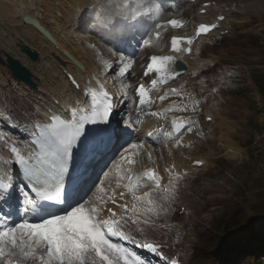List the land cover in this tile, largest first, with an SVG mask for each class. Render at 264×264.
Listing matches in <instances>:
<instances>
[{"label": "snow or ice", "instance_id": "6c2138e0", "mask_svg": "<svg viewBox=\"0 0 264 264\" xmlns=\"http://www.w3.org/2000/svg\"><path fill=\"white\" fill-rule=\"evenodd\" d=\"M95 7V22L101 27L114 26L118 20L137 24L143 21L142 38L138 42L141 49L156 46L169 28L185 27L183 19L174 16L162 19L165 13L162 0H119V3L113 0ZM207 7L205 4L201 11ZM217 27V24L201 23L192 36L172 35L171 54L148 57L132 101L138 114L158 117L169 111L151 112V108L156 100L163 102L170 95L181 96L183 86L170 87L161 95L158 85L180 75L171 72L176 54H190L193 43ZM108 51L120 65L113 75L124 77L135 63V56H128L115 46ZM112 68L113 63L105 61L101 74ZM154 75L158 78H152ZM145 78L150 80V87L143 82ZM72 84L80 88L74 78ZM84 94L90 103L78 100L77 106L65 109L66 118L54 114L44 123L33 124L29 140L11 147V158L0 156L3 165L0 206L7 205L10 209L0 214V264H144L119 241L129 239L126 228L135 226L143 233L142 226H150L154 219L167 214L165 204L176 197L182 174L176 172L173 164L165 169L168 181L163 184L164 178L155 167L136 172L134 166L141 154L155 163L146 143L149 147L153 143L167 147L166 142H172L174 147H181L183 134L191 131L192 118L174 117L171 130L162 133L164 141L157 140L159 130L147 132L146 138L140 139L139 117L135 121L117 122L116 129L111 126V117L123 96L114 97L106 90L98 95L94 89H85ZM198 105L199 101L193 100L191 107L184 104L180 111L195 113ZM168 155H172L171 150ZM195 163L201 165L203 161ZM17 170L23 187L15 182ZM111 177L117 178L116 188L123 187L131 195V204L125 201L118 205L122 209L118 218L111 209H107V218H102L106 205L116 203L115 194L108 195L111 184L106 182ZM124 196L125 192H121L120 198ZM140 246L161 257L165 264H179V258L169 260L160 245L141 241Z\"/></svg>", "mask_w": 264, "mask_h": 264}, {"label": "rangeland", "instance_id": "374dc122", "mask_svg": "<svg viewBox=\"0 0 264 264\" xmlns=\"http://www.w3.org/2000/svg\"><path fill=\"white\" fill-rule=\"evenodd\" d=\"M60 1L62 8L56 5H54L56 8H53L54 6L45 0V3L42 2L41 5L45 12L50 11V14H55L63 27L66 23L63 21V14L75 12L74 7L80 0H74V3L73 0ZM83 2H88L89 5H100L97 0H83ZM107 2L112 3L113 0H107ZM234 3L236 4L232 2L233 5ZM259 5L260 8H264V4L259 3ZM30 11L24 7L23 0H0V32L1 35L4 34L2 36L7 43L10 38L14 42L16 40L18 42L19 39L24 42L27 40V44L31 45L29 48L38 53L37 60L40 61L39 64H44L43 73L46 78L42 80L43 82L39 81L38 86L48 90L51 80L54 84L58 81L57 72H55L57 67L51 70L50 62L47 60L49 59L47 45L42 44L38 35L22 23L21 16H27ZM248 13L246 16L239 17L244 20H235L236 23L231 22L233 19H230L226 26L229 34L211 36L204 40L206 42L199 46L197 54L200 62L206 61V63L197 66V71L186 82L182 83L181 80L187 75L177 79L179 88L183 86L181 96L170 95L163 101V105L173 101L178 102L175 108L182 113H184L180 111L182 105L188 104L191 107L193 100L199 101L198 111L188 112L195 115L198 125L202 120L201 116L218 113L219 122H222L224 126L211 128L210 134L214 137L212 141L205 138L206 130L197 125L190 132L183 134L181 147L167 146L159 150V146L152 144L157 147V152L161 156L156 158L155 163L142 159L134 166L135 169H144L146 166L153 167L157 164L165 170L172 166L171 162H173L176 165L178 163V169H186L191 167V162L195 159L203 161L201 164L203 167H197L196 172L178 171L182 174V179L179 182L176 197L165 204L168 209L167 214L154 219L150 226H142L143 233L146 234L145 239L150 243L151 241L159 244L165 242L167 244L165 252L171 251L170 254L176 255L180 264H264V217L253 210L254 203L260 199L259 194L264 193V103L250 77L255 71L264 73V12L249 11ZM48 21L49 19L45 16V22L52 29L54 28V34H57L64 45L70 47L79 59L82 58L80 50L85 48L83 43L72 48L65 36L60 34V29L56 31V27ZM128 23L132 26L131 32H127L129 47L134 48V40L139 39L136 33L138 31L142 33L143 28H137L132 21ZM182 30L189 34L193 29L187 24ZM132 35L135 37L133 40L130 37ZM73 38L80 37L74 35ZM251 38H257L260 41V48ZM9 43L11 44L10 41ZM3 47L6 46L3 45ZM3 47H0V52L4 49ZM131 51L123 52L132 56ZM118 69L115 72H118ZM10 73L6 66L0 64V112L18 115L15 109L26 105L29 100L26 99L24 87L18 84ZM238 77L245 82L238 83L236 81ZM10 78L15 81H10ZM38 86H36L37 92L42 93ZM56 86L59 87L58 84ZM213 88L217 91L213 92ZM237 90H244L245 93L235 96L234 91ZM13 94L17 95L16 99H13L14 105L9 99ZM45 105L53 106L50 102H46ZM19 117L24 119L23 116ZM257 125L260 127L259 130ZM172 147L173 151H176L174 158H170L167 154L169 150L173 152ZM184 173L186 175H183ZM112 191L117 198V195L120 196L121 187L114 189L111 185L108 195L110 193L113 195ZM128 197L131 200L130 194ZM4 212L6 210H0V214ZM136 230L138 229L133 226L129 227L125 230L126 235L133 236ZM128 248L135 252L132 247ZM141 255V252L136 253L139 258H142ZM151 261L152 264H161L156 259ZM146 263L147 261L144 262Z\"/></svg>", "mask_w": 264, "mask_h": 264}, {"label": "bare ground", "instance_id": "6f19581e", "mask_svg": "<svg viewBox=\"0 0 264 264\" xmlns=\"http://www.w3.org/2000/svg\"><path fill=\"white\" fill-rule=\"evenodd\" d=\"M67 1L69 0H66V2ZM97 1L100 4L107 2V0H97ZM196 1L162 0V3L165 8V13L162 19L166 20V19L172 18L173 16L175 18L183 19L185 21V25L189 24L193 30L189 34L185 33L184 30H169V32L167 31L163 34L162 41L158 43L156 46L151 47V48L141 49L138 43V40L142 36L139 31H138L139 33L138 32L136 33L139 39L134 40L133 42V44H135L134 48H130L129 45L125 44L127 42L129 43V35L127 32H131L132 30V26L130 23H128L127 20H118L114 26H110V27L99 26L95 22V13L97 11V8L95 7L94 4L89 5L88 2L85 3L83 2V0L82 1L80 0L81 3L79 2L74 7L76 8L75 12L73 11L72 14L65 12L63 14L64 16L63 21H65L66 23H64L63 27H61L60 25L61 21H59V18L55 14H50L51 13L50 11L45 12V10L42 9L43 6L41 5V3L44 2V0H31V1L23 0L24 7L31 10L30 13L26 12L28 14L27 16H31L33 18L39 19V22L42 24V26L46 30H48L53 36V38L56 40V45L51 44L44 36L39 35L40 33L37 30H35L32 26L24 24L22 21L25 27L31 28L32 30L31 29L30 30L36 33L35 35H38L42 44L47 45L46 47H48L47 53L49 57V59L47 60L50 62L49 65L52 68L51 70L56 69L57 67L55 72H57L58 81L55 82L54 84V82H52L51 80L49 84L50 87L48 88V90H44L43 86L39 87L38 82L39 81L43 82L44 80H46V78L44 77L45 73H43V71H45V69H43L44 64L43 65H41V63L39 64L40 62L39 60L38 62H35V63H33L32 61H29L27 56L23 52H21L20 47L27 46L28 45L26 42L27 40H25L24 42V40L19 39L18 42L16 40L17 42L16 43L14 42L13 39L9 37L10 38L9 41L11 42L10 44L9 41L7 43V41L4 40L5 38L3 39L2 35L4 34L1 35V32H0V47H3V45L6 46L5 48L3 47L4 49H2V51L0 52L2 53L1 55L2 58L6 60V54H9L13 58H15V60L17 59L18 61H20L23 66L27 67L28 70L31 71L30 73H32L33 81L37 84L36 86H38L39 90L42 91V93H39L40 91L37 92L38 91L37 87L33 89L29 85L18 81V84L24 87L25 95L27 97L26 99H28L29 101L24 106L18 107L16 105V107L18 108L15 109L16 108L15 107L14 109L17 110L15 112H18V115L14 113H8L5 111L0 112V120L2 118L4 119L5 115L9 116L15 122L13 124L14 126L20 125L22 128L19 134H15L11 132L3 133L0 130V139L5 138L7 142L13 143V144H8L7 147L5 144H2V145L0 144V156H2L4 159L11 158L12 153L11 151H9L10 149L9 145H14V144L19 145L21 143L27 142L29 138V133L32 130L33 124L38 123V122L44 123L54 114L61 116V118H66L67 113L65 109L69 106L71 107L77 106L76 102L78 100L83 101L85 103H90V98L85 96L84 94L85 89H94L96 90L98 95H100L102 91L106 90L109 92V94L113 95L114 97L123 96L124 99L121 100L120 106L114 110L115 113L119 111L121 115L118 116L117 114H115V119L112 121H114L117 126V122L135 121L139 117L141 128H140V131L137 133V136L140 139H145L147 132H153V131L159 130L158 132H156L157 140L164 141V136L162 133L164 131L171 130V127H172L171 121L174 117L190 116L192 118V123L190 125L191 129L194 126L197 127L198 122H196L195 115L190 114L188 112L182 113V112L177 111L175 106L177 107L178 102L176 101H173V103H170L167 105H163V102L156 100L155 103L152 105L151 112L161 111L162 109L169 110L165 113H162V115L158 117L152 116L150 113H147V114L143 113V115L141 116L139 115L137 116L135 114L134 106L136 104L132 102L135 98V94H134L135 86L137 85V80L142 77L148 57L153 54L155 55L171 54L169 41L172 35L192 36L194 35L195 29L201 23L217 24L218 27L216 29H213L212 32L209 33L206 37L201 36L193 43L192 52L190 54L189 53L176 54L177 60L185 63L187 65L186 67H188V70L185 74L187 75V77L183 79L181 78L182 83L186 82L187 79L191 77V75L195 71H197L198 69L197 66H200L203 63H206V61H204L203 63L200 62V60L198 59V54H197V52H199L198 50L199 46L203 44L204 42H206L204 40H206V38H210L211 36L225 35L229 33V31H227L228 28L226 26H227V23L230 21V19H233L231 22H235V20L241 21L244 19H239V17L242 15L244 16L248 15L249 11H253L255 13L264 12V8L259 7L260 6L259 3L264 4V2L262 0H256L254 2L247 1V0L245 1L243 0H198V2ZM45 2H48L49 4H51V6L56 5L59 8L60 7L62 8V4L60 0H45ZM115 2L119 3V0H116ZM193 2H196V4H193ZM232 2H236V4L234 3L235 5H233ZM73 3H74V0H73ZM205 4H207L208 7L204 9V11L202 12L201 9ZM56 6H54L53 8H56ZM32 11H37V12L31 13ZM24 16L26 15L21 16V18H23ZM45 16L46 18L49 19L48 22H50L51 25L56 27L55 28L56 31L60 29V32H61L60 34H63L65 36L66 41L71 44L70 46L72 48L78 47L79 44L83 43V46L85 48L82 49L83 48L82 47L81 48L82 50H80L83 57L80 55L81 53L79 52L80 53L79 55L82 58L79 59V57L72 51V49L68 46H65L63 41H61L60 37L57 36V34H54L55 33L53 30L54 28L52 29V27H50L48 23L45 22ZM220 16H223L224 19L220 20L219 19ZM134 23L137 28L138 27H140V29L143 28L142 26L144 23L143 21L140 24H137L136 22ZM68 29L70 30L68 31ZM73 34L77 35L80 38L79 39L73 38L74 36ZM130 37H132V40L133 38H135L133 35ZM93 45H95V47H93ZM29 46L31 45H28L27 47ZM112 46H115L118 50L122 52L124 50L126 52H128L129 50L130 51L133 50L131 51V53L134 56H136L135 63L132 65L131 69L128 70V72L126 73L124 77L119 78L117 76L112 75L113 73H115L116 69L120 67V65L115 63V58L108 51L109 47H112ZM66 51L73 57L75 61L79 63V65L81 64L83 66L84 70H79V68L70 59H67L66 56H64L63 52H66ZM57 58H59L60 61L57 60ZM105 61H111L113 63V68L109 70L108 73L101 74L104 69ZM173 66L174 65H171V72H175V68ZM133 73L135 75H132ZM72 78H74L77 81V83L80 84L79 89L76 88L72 84ZM14 79L10 78V81L11 80L15 81L16 79L15 80ZM175 80H176V77H175ZM97 81H99V83ZM143 82L147 85L150 82V80L148 78H145ZM57 84L59 85V87L57 86L55 87V85ZM170 87L179 88V83L177 82L172 83V84L169 83V85L165 86L164 88L159 89V94L161 95L164 94V92H166L168 88ZM199 91H196V92L194 91V92L199 93ZM16 96L17 95L13 94V96L9 98L13 102V104L12 103L10 104L14 105L13 99H16ZM155 96H156V93H153V98H155ZM46 102H50V104H52L53 106L49 107L45 105ZM23 103L25 102L23 101ZM35 103L36 105H34ZM2 109H5V108H2ZM37 109H39V111H37ZM19 116H23L24 119H21ZM120 116L122 117L120 118ZM208 116H211L212 119L209 120L207 118ZM218 116H219L218 113H216L215 115L206 114L204 116H201L202 120L200 124L198 125L203 130H206L207 135L205 136V138L210 139L211 141L214 139V137L210 134V132L212 131L211 128L224 126L222 122L221 123L219 122ZM166 143L168 147L173 146L172 142H166ZM153 144L155 145V143ZM154 145L149 147V145L146 143L145 147L148 151L152 152V155L154 159L156 160V158H159L161 154L157 152L158 149L156 146L155 148ZM182 145H183V140H182ZM158 148L160 150L163 147H158ZM171 149L173 151V147ZM177 152H179V150H177ZM175 154H176V151L175 152L173 151L172 155L169 157L172 158ZM138 159L139 161H141L142 159L146 160L148 158L145 154H141ZM197 160L198 159H195V161ZM195 161H192L191 167L186 168V169H178L179 168L177 166L178 163L177 165L175 163L174 165H175L176 172H178L179 170H183V171L189 170V171L194 172L197 169V167L198 168L203 167V165H198V166L194 165ZM171 163L173 165V162ZM2 166L3 165L0 164V167ZM153 167H155L156 170L160 173V175L164 178L162 183L166 184L168 181V173L165 170H163L160 165L155 164L153 165ZM147 168H152V167L146 166L144 169H147ZM138 170H143V169L142 168L135 169V171H138ZM106 183H110L112 187L116 189L117 178L111 177L110 180ZM121 184H123V181H121ZM122 188L123 187H121V192H125L124 198L121 199L120 196L117 195L115 204L109 202L106 205L105 212L102 218H107V216L109 215L107 209H111L113 212H115L118 218L119 215H121L122 213V210L118 205L124 203L125 201L131 204V200L128 197L129 194L126 192V190H124V188L122 190ZM144 190L146 191L148 189H144ZM113 192L114 191H112V193ZM110 195L112 194L110 193ZM181 216L184 217V214ZM133 227L137 229V227L135 226ZM145 235L146 234L141 233L139 230H136V234L133 235V237H129L128 242L129 244H134V245L136 243L140 244L141 241H145ZM166 245L167 244L165 242L160 244V246H162L164 255L168 257L170 260V258H173L175 255L170 254L169 252L171 251L165 252L164 249L167 247ZM158 261L161 264H165V261L163 259H160V260L158 259Z\"/></svg>", "mask_w": 264, "mask_h": 264}, {"label": "water", "instance_id": "95a60500", "mask_svg": "<svg viewBox=\"0 0 264 264\" xmlns=\"http://www.w3.org/2000/svg\"><path fill=\"white\" fill-rule=\"evenodd\" d=\"M32 21H35V23H33ZM23 23L32 26L35 30L40 33L39 35L44 36L51 44L56 45V40L53 38L51 33L42 26V24L39 22V19L33 18L31 16H24ZM20 48L21 52H23L29 58V61H38L37 59H39V56L37 52H34L31 48L27 46H23ZM64 54L66 58L70 59L79 68V70H83V67L79 65V63L76 62L74 59H72L73 57L69 53L64 52ZM0 64L6 66L9 71H11V74L16 79V81L18 80L20 82H23L33 89L36 88V83L33 81L32 73H30L31 71L28 70L27 67L23 66L20 61H18L17 59L15 60V58H13L9 54H6L5 61L0 55ZM176 67L178 70L186 69V67H184V65L180 62H177Z\"/></svg>", "mask_w": 264, "mask_h": 264}, {"label": "trees", "instance_id": "16d2710c", "mask_svg": "<svg viewBox=\"0 0 264 264\" xmlns=\"http://www.w3.org/2000/svg\"><path fill=\"white\" fill-rule=\"evenodd\" d=\"M253 43L260 48V41L257 38H251ZM253 80V83L255 84L258 92L260 93V96L262 98V102L264 103V73L260 71H255L250 76ZM236 81L240 84H243L245 82L244 79L238 77L236 78ZM244 90H237L234 91L235 96H240L241 94L245 93ZM264 109V108H263ZM264 113V110H263ZM258 130L260 129L259 125H257ZM260 199L257 200L256 203H254V211L260 215L261 217H264V193L259 194ZM255 259V258H254Z\"/></svg>", "mask_w": 264, "mask_h": 264}]
</instances>
